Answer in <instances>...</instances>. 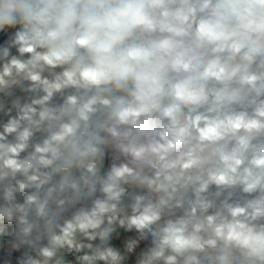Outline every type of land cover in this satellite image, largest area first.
Instances as JSON below:
<instances>
[{"label":"clouds","instance_id":"clouds-1","mask_svg":"<svg viewBox=\"0 0 264 264\" xmlns=\"http://www.w3.org/2000/svg\"><path fill=\"white\" fill-rule=\"evenodd\" d=\"M0 264H264V0H0Z\"/></svg>","mask_w":264,"mask_h":264}]
</instances>
